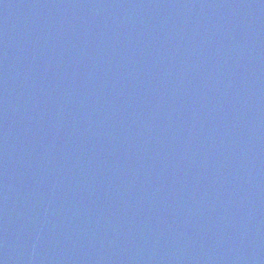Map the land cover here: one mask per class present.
<instances>
[{
    "label": "water",
    "instance_id": "water-1",
    "mask_svg": "<svg viewBox=\"0 0 264 264\" xmlns=\"http://www.w3.org/2000/svg\"><path fill=\"white\" fill-rule=\"evenodd\" d=\"M0 264H264V0H0Z\"/></svg>",
    "mask_w": 264,
    "mask_h": 264
}]
</instances>
